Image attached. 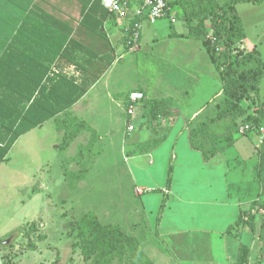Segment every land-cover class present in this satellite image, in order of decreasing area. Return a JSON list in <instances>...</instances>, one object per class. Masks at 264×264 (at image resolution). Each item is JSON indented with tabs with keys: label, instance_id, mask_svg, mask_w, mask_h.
<instances>
[{
	"label": "rangeland",
	"instance_id": "rangeland-1",
	"mask_svg": "<svg viewBox=\"0 0 264 264\" xmlns=\"http://www.w3.org/2000/svg\"><path fill=\"white\" fill-rule=\"evenodd\" d=\"M236 11L247 36L245 47L256 45L264 58V0L237 3ZM204 26L208 33L212 31L208 21ZM195 30L196 22L184 20L178 5L170 15L144 22L139 48L119 47L109 78L103 77L88 97L76 103L75 114L68 111L19 136L8 160L0 163V264H92L84 259L74 228L76 220L86 214L137 238L141 258L153 264H180L182 257L197 250V241L207 240L194 233L186 236L185 229L197 230L206 223L195 216L201 210L209 215L204 220L218 211L211 212L214 208L206 204L182 209L175 198L179 190L196 181L188 194L196 199L202 176L213 181L202 197L224 191L221 173L225 166L205 165L200 152L187 146L185 127L212 116L221 98V91L213 97L221 88L218 78L207 82L193 72L201 55H206L201 42L192 36ZM144 84L151 90V101L167 102L154 110L147 105L136 107L130 118L135 129L126 132L127 94ZM194 112L199 116L193 118ZM70 121L76 122L74 137L60 149ZM212 126L223 140L235 139L224 149L232 174L247 173L251 163L246 160V136L231 135L232 122ZM260 144L254 152L255 177ZM169 169L174 172L170 185L176 194L171 192L166 198ZM141 185L142 194L136 188ZM164 198L167 209L160 208ZM170 228H179L180 234L160 235ZM140 262L124 257L114 264Z\"/></svg>",
	"mask_w": 264,
	"mask_h": 264
},
{
	"label": "crops",
	"instance_id": "crops-1",
	"mask_svg": "<svg viewBox=\"0 0 264 264\" xmlns=\"http://www.w3.org/2000/svg\"><path fill=\"white\" fill-rule=\"evenodd\" d=\"M100 4V0H3L0 38L3 40L5 69L25 71L29 68L37 70L46 64L52 71L64 72L80 81L82 77L84 78L86 70L101 69L102 65H106L107 55L114 54L115 59L112 64L78 101L88 97L90 91L103 77L109 78V74L118 61L119 47L122 50L125 49L123 29L126 22L113 18ZM104 14L105 17L100 30L95 31L93 29L94 23L101 20ZM80 23L84 26H81ZM70 27L73 32L71 35L64 36L67 38V43L65 42L63 49L60 50L59 42L62 39L60 34L66 33L63 29L60 32V28L68 30ZM246 37L245 34L244 41H246ZM244 41L242 46L246 48ZM252 48H256V45H253ZM63 53L67 55L65 56ZM207 60L209 61L207 54L201 55V62L193 72L209 82L211 79L218 78V74L211 62L209 61L212 67L207 63ZM85 75L87 74L85 73ZM88 75L90 76V73ZM4 82L8 85L26 83L22 76H16V74L6 77ZM146 86L147 84H144V86L131 89L128 92L129 94L132 91H139L144 94L145 98L137 105L139 110L146 101L150 100L148 94L151 90L147 89ZM262 87H264V77L259 85V94ZM220 91L221 88L218 92H214L213 97L217 98ZM260 99L264 101V94H260ZM213 102L212 98L210 105ZM76 103L67 112L71 111L75 114L73 110L78 106ZM28 105L29 103L26 104V107ZM207 111L209 114V106H207ZM199 114V112L192 113L193 118L198 117ZM185 129H187V146L193 149L188 139V126ZM147 131L153 132V130ZM245 136L246 142H248H245L248 152L246 160L251 163L250 170H246L248 172L245 174H232V167L229 160L224 156V151L217 153L208 160L202 157L207 166L211 165L215 169H221L222 165L225 166V168L222 167L221 173V180L224 184L223 190L225 191H223V195L202 197L209 187H213V181L203 176L200 180L202 182L198 183L201 186L199 190L201 194L196 196V199L188 195L191 190H194L192 185L196 181L190 182L188 186L176 194L170 185V180L174 176V172H171V177L167 181L168 187L164 191L166 198L173 192L176 194V201L182 209H184V205L193 207L195 204L198 206L206 204L214 208L211 212L218 211L212 214L209 220H204L207 214L203 210L195 214L198 219L203 222L206 221V223L201 224L197 230L185 229L186 236H191L194 233L199 238L206 237L207 240L197 241V250L191 252L190 256L188 255L186 258L182 257L180 264H238L241 246L246 248V264H264V213L256 212L247 215L251 206L254 207L253 204L264 209V186L257 182L253 168L257 162L255 148L260 143V135L249 132ZM218 178L220 179V176ZM136 188L140 194L145 190L142 185ZM166 198H164L165 209L169 208L167 202L165 204ZM207 216L209 217V215ZM238 222L239 224H237ZM169 233L175 236L180 234V231L179 228H170L160 235L168 236ZM211 238L216 241L212 242Z\"/></svg>",
	"mask_w": 264,
	"mask_h": 264
},
{
	"label": "trees",
	"instance_id": "trees-1",
	"mask_svg": "<svg viewBox=\"0 0 264 264\" xmlns=\"http://www.w3.org/2000/svg\"><path fill=\"white\" fill-rule=\"evenodd\" d=\"M261 1L171 0L168 2V15L172 8L178 5L184 20L196 22V30L192 36L201 42L221 83V98L215 105V113L212 116L195 120L196 122L188 129L190 146L198 150L205 160L224 151L235 141L231 136L223 140L221 133L215 132L216 129L212 128V125L218 126L220 123L232 122L235 126L230 132L232 135L237 133V127L241 123L255 126L264 124V101L259 97V85L264 77V59L257 48L246 50L240 47L245 38V31L235 7L241 2L259 3ZM2 8L3 0H0V19ZM104 17L105 14L101 20L94 23L95 31L100 30ZM112 17L116 19V16L112 15ZM135 20L131 18L129 22L132 23ZM204 21H208L214 41L208 37ZM80 25L84 26L82 23ZM62 29L66 33L60 34L62 38L59 42L60 50L67 43V38L64 36L71 35L73 32L71 27L68 30L60 28V32ZM125 42L126 37L123 34V43ZM3 49V40L0 38V163L8 160L9 151L19 136L41 126L51 118H57L59 114L66 113L115 59L114 54L110 53L107 55L106 65H102V68L98 70H86L87 75L84 73V78L82 77L79 81L64 72L52 71L46 64L37 70L29 68L25 71L6 70ZM63 55L67 54L63 53ZM11 74L22 76L26 83L22 85L5 84L4 79ZM246 101L249 103L244 106L243 103ZM166 102L167 100L155 99L146 101L144 105L154 110ZM27 103L29 105L26 107ZM68 124L70 129L64 132L63 141L58 147L60 149L68 146L74 137L72 131L77 128L76 122L70 121ZM78 124H84V122L80 121ZM74 126L75 128H72ZM222 140L225 141L224 144H220ZM260 143L257 151L259 163L256 177L264 185V134ZM170 172L169 169V176ZM160 208H164V199ZM74 228L77 230L76 236L79 238L84 259L91 260L92 264H114V261L122 260L124 257H129L133 262L139 260L141 261L139 264H153L141 258L143 253L138 247L139 240L117 225L103 224L94 215L86 214L76 220ZM142 228L145 227H141V231L145 237H148L145 229L143 231ZM245 257L246 248L241 246L238 264H246Z\"/></svg>",
	"mask_w": 264,
	"mask_h": 264
},
{
	"label": "built area",
	"instance_id": "built-area-1",
	"mask_svg": "<svg viewBox=\"0 0 264 264\" xmlns=\"http://www.w3.org/2000/svg\"><path fill=\"white\" fill-rule=\"evenodd\" d=\"M169 1L171 0H101V4L108 13L116 16L117 19L126 22L123 29L126 37L124 46L127 51H134L139 48L140 32L143 23H154L157 19L167 16ZM131 18H135L136 20L130 23L129 19ZM171 20H173L172 17ZM208 37L214 41L212 31H209ZM242 44H240V47L246 49ZM144 98V94L139 91H132L128 94L125 110L127 116V132L135 129L130 118L134 115V110L138 103ZM237 132L239 135L254 132L262 138V135L264 134V124L255 126L241 123L237 127ZM256 212L264 213V209L256 205L248 210L247 215Z\"/></svg>",
	"mask_w": 264,
	"mask_h": 264
}]
</instances>
